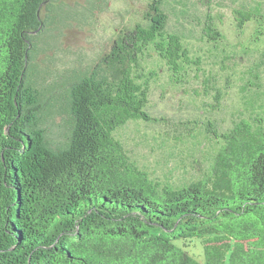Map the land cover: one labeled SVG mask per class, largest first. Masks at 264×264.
Returning <instances> with one entry per match:
<instances>
[{"label":"trees","instance_id":"16d2710c","mask_svg":"<svg viewBox=\"0 0 264 264\" xmlns=\"http://www.w3.org/2000/svg\"><path fill=\"white\" fill-rule=\"evenodd\" d=\"M104 1L72 14L61 0H0V264H264V106L223 128L208 118V165L178 185L140 167L117 134L156 119L148 103L159 69L179 87L204 70L168 26L164 0L90 64L43 85L40 54L68 19ZM236 12L239 26L264 14ZM205 32L222 43L215 23ZM204 85L218 101L219 89ZM56 113L66 114L60 139L47 126ZM193 239L203 258L189 250Z\"/></svg>","mask_w":264,"mask_h":264},{"label":"rangeland","instance_id":"374dc122","mask_svg":"<svg viewBox=\"0 0 264 264\" xmlns=\"http://www.w3.org/2000/svg\"><path fill=\"white\" fill-rule=\"evenodd\" d=\"M61 1L71 6L68 9L72 14L85 12L82 8L87 0ZM152 1L105 0L88 18L77 15L68 19L61 26L58 42L38 58L44 71L43 85L72 67L90 64L108 51L120 28L146 21ZM164 1L168 26L178 28L186 44L202 56L204 70L185 87H179L170 81L164 68L159 69L151 81L148 103V110L156 119L130 120L117 134L140 167L152 177L178 185L200 177L208 165L213 147L207 131L208 118L223 128L231 125L237 115H248L251 105L256 109L264 106V14L239 26L236 12L243 6L264 10V0ZM209 22L215 23L222 33L218 47H213L205 32ZM256 71L261 77L258 80L253 78ZM254 81L260 83L261 90L251 84ZM204 83L219 89L218 101L214 88L203 94ZM62 91L61 88L57 92ZM252 92L261 93V98H252ZM65 118L66 114L56 113L54 122L47 124L51 137L60 139L65 135ZM189 243V250L203 258L200 240Z\"/></svg>","mask_w":264,"mask_h":264}]
</instances>
